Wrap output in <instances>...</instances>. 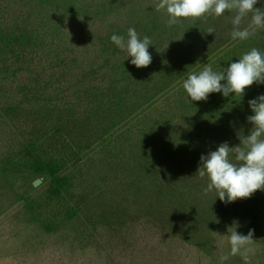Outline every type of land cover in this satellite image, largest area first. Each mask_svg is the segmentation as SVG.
<instances>
[{
	"label": "rangeland",
	"instance_id": "obj_1",
	"mask_svg": "<svg viewBox=\"0 0 264 264\" xmlns=\"http://www.w3.org/2000/svg\"><path fill=\"white\" fill-rule=\"evenodd\" d=\"M157 3L0 0V264H220L234 225L255 243L223 264H264V191L222 203L196 174L249 134L264 84L199 102L182 88L202 65L264 52V28L233 41L227 10L168 27ZM129 27L152 41L146 68L110 40ZM63 57L76 62L45 77Z\"/></svg>",
	"mask_w": 264,
	"mask_h": 264
},
{
	"label": "clouds",
	"instance_id": "obj_2",
	"mask_svg": "<svg viewBox=\"0 0 264 264\" xmlns=\"http://www.w3.org/2000/svg\"><path fill=\"white\" fill-rule=\"evenodd\" d=\"M258 0H158L155 11H166V25L172 27L182 18H201L205 16L219 17L225 11L234 12L232 19L233 41H243L264 28V9L256 8ZM251 13L250 22L241 27L242 21ZM214 32L208 29V34ZM120 50L126 52L130 63L136 68H146L152 62L148 49L152 44L150 37L142 39L134 27H129L126 37L113 34L110 37ZM253 84H264V52L252 48L244 53L237 62L230 63L220 71H214L211 64L202 65L199 72H188L182 81V88L190 98V102L206 101L212 93H221L224 97L234 94L242 98L245 90ZM252 115L247 122L252 125L249 134H238L240 144L229 147L227 142L221 143L215 151L201 155L197 169L200 178H207V186L203 194L215 191L222 203H232L238 199L250 198L256 191H264V95L250 100ZM254 230L247 235L240 234L236 226L228 227L226 237L230 246L229 255H240L248 261ZM229 255L219 257L220 264Z\"/></svg>",
	"mask_w": 264,
	"mask_h": 264
},
{
	"label": "trees",
	"instance_id": "obj_3",
	"mask_svg": "<svg viewBox=\"0 0 264 264\" xmlns=\"http://www.w3.org/2000/svg\"><path fill=\"white\" fill-rule=\"evenodd\" d=\"M87 25H89L87 23ZM90 32H91V26H87L86 29L82 32H79L78 34V39L79 37L83 36V39L85 37H89L90 36ZM67 55H70L71 52L69 53H66ZM74 59H70L69 57H63L62 60L64 62V65L59 63L58 65H55L53 66L51 69H48L46 70V73L44 74L45 77H48L47 74L48 72H51L52 73V77L51 78H55L56 79V75H57V70L60 69V68H66L67 67V63L68 62H72V63H75L76 62V57H73ZM69 68H72V67H69ZM91 67H88L87 65H85L82 69H81V72L84 71V70H89ZM44 81H46V79H44Z\"/></svg>",
	"mask_w": 264,
	"mask_h": 264
}]
</instances>
